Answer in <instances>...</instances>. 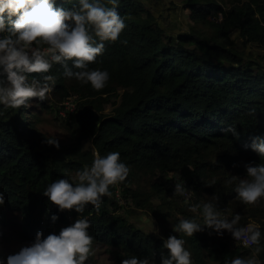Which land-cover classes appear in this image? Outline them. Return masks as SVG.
Segmentation results:
<instances>
[{
    "label": "trees",
    "instance_id": "obj_1",
    "mask_svg": "<svg viewBox=\"0 0 264 264\" xmlns=\"http://www.w3.org/2000/svg\"><path fill=\"white\" fill-rule=\"evenodd\" d=\"M146 1L118 0L117 12L126 27L118 40L105 41L103 53L89 64V69L109 73L103 89L96 91L90 84L65 77L59 64H53L48 73L56 77L53 87L64 88L70 80L64 94L77 96L75 110L67 118L80 131L75 141L58 142L57 148L48 143L55 138L45 136L32 121H22L23 106L13 109L0 105V193L4 195L0 219L6 221L7 212L16 213L23 234L32 241L38 231L44 237L58 235L76 219L87 218L93 244L115 249L120 264L133 255L160 264L161 252L167 254L162 237L144 233L116 213L112 197L115 186H110V196L102 197L99 210L89 204L83 213L60 212L43 195L56 179L78 182L72 173L90 167L97 152L101 156L120 153L121 162L130 169L126 180L119 183L124 192L136 172H175L193 185L195 199L206 192L224 203L237 197L239 180L247 178L245 165L264 163V158L250 147L253 137H264V67L255 61L243 62L229 38L232 31L238 30L244 43L264 44V0H228V5L217 0H183L192 21L207 23L214 29L210 39L195 32L168 34ZM51 2L57 9L78 7V0ZM100 3L112 7L108 0ZM4 15L6 26H10ZM33 77L40 78L29 74V80ZM113 94H118V101L112 112L101 113ZM230 125L236 127L239 138L224 131ZM92 127L95 130L91 135ZM87 136L91 149L82 151L80 143ZM211 198L218 210H226ZM259 210H263L256 219L261 237L255 246L264 259V207ZM53 215L58 216L55 222L51 220ZM246 221L241 217L239 226ZM223 232L232 238L226 230ZM203 236L200 233L187 238L195 264H206L200 253ZM240 249L251 250L222 244L220 264H226Z\"/></svg>",
    "mask_w": 264,
    "mask_h": 264
},
{
    "label": "clouds",
    "instance_id": "obj_2",
    "mask_svg": "<svg viewBox=\"0 0 264 264\" xmlns=\"http://www.w3.org/2000/svg\"><path fill=\"white\" fill-rule=\"evenodd\" d=\"M108 2L112 7L103 6L100 0H78V7L65 10L55 8L51 0H0V33H6L0 36V76L6 77L0 79V105L18 109L32 98L45 100L56 83V77L48 74L53 64L63 67L65 77L74 78L82 85L90 84L96 91L103 89L110 78L109 73L89 69V64L103 53L104 42L118 40L126 27L117 12L118 0ZM5 13L10 26H6ZM29 74H38L40 78L29 80ZM224 131L239 138L234 125ZM48 143L59 148L57 140ZM250 147L264 158V137H253ZM245 167L247 178L239 180L235 192L243 204L255 205L264 198V163ZM129 171V167L121 162L119 152L105 156L97 152L91 166L76 173L78 182L73 184L65 178L56 179L43 195L60 212L74 210L83 213L89 204L99 210L102 197L112 194L110 186L124 182ZM174 195L185 197L187 202L190 190L183 181L176 182ZM213 199L218 200V197ZM3 204L4 195L0 193V205ZM198 209H202L199 212L202 223L196 219H181L173 231L191 237L205 228L213 229L219 236L226 230L236 243L244 247L260 244L259 226L252 223L239 226V214L229 220L211 202L190 207L194 213ZM57 219L56 215L51 217L53 222ZM90 227L87 218H78L62 228L58 235L52 233L44 237L43 232L38 231L35 241L9 255L6 264H85L94 239L88 232ZM162 239V248L167 254L161 252L160 264H192L191 253L184 247L185 240L176 235ZM0 264H4L3 259ZM121 264H150V261L133 255L122 259ZM226 264H260V261L254 256L236 257Z\"/></svg>",
    "mask_w": 264,
    "mask_h": 264
},
{
    "label": "rangeland",
    "instance_id": "obj_3",
    "mask_svg": "<svg viewBox=\"0 0 264 264\" xmlns=\"http://www.w3.org/2000/svg\"><path fill=\"white\" fill-rule=\"evenodd\" d=\"M182 1L147 0L146 6L167 30L168 34L172 35L175 31H185L195 32L206 39L214 37V29L208 26L207 23L195 22L190 19L189 11L183 8ZM217 1L223 5L229 4L228 0ZM170 16H174V20L170 19ZM172 24L176 25L175 30H172ZM229 38L234 41L233 47L241 53L243 62L255 61L264 67V44L255 42L244 43V39L239 36L238 30L232 31L229 34ZM252 67L256 68L257 65L254 64ZM64 85L67 90V87L69 88L71 85V81L66 80ZM64 88L52 87L45 100L40 101L38 98H33L22 109L24 113L22 121L24 123L26 120L32 121L36 129L45 136L55 138L60 144L75 141L74 138L80 134L79 129L70 123L71 120L67 119L69 118L68 113L63 110L62 102L67 97L64 94ZM118 94L110 96L108 101L103 104L101 113L110 114L112 112L114 102L118 101ZM94 130L95 127L89 130L91 135ZM80 147L82 151L91 149L90 137L83 138ZM234 174L236 175L237 173L234 172ZM72 175L76 176V173H72ZM131 176L127 192H124L120 184L114 187L112 197L117 204L116 213L144 233H152L164 239L169 235H176L177 238L185 240L184 247L191 253L192 264H195L193 261L194 250L187 242L188 236L174 232L173 229L181 219H189L193 215H195L194 219L202 223V217L199 216L200 209L194 213L190 211V207L210 202L209 198L211 196L206 192H201L200 197L195 199L193 185L183 175L175 172L165 174L159 172H136ZM181 181L192 193V197L187 202H185V197L174 195L175 184ZM117 189H120V191H117ZM215 201L226 207L225 211L219 209L222 216L232 219L236 214H239L240 217L246 218L247 221L243 226L249 223L257 225L256 219L260 215L259 212L263 211H257V209L264 207V198H261L255 205H245L238 197L230 198L227 203H224L223 199ZM7 217L6 221L0 219V259L4 260V264H6L9 255L18 253L21 248L30 246L34 242L23 234L19 224L20 218L16 213L7 212ZM41 223H44V221ZM200 233L204 234L200 246L201 259L206 264H220L219 257L221 254H219V248L222 244L225 243L231 249L239 246L233 243L228 245L227 241L230 238L225 236L224 232V235L219 236L215 231L205 228L201 232L194 233L193 237H198ZM224 240L225 242L223 243ZM250 249L248 251L240 249L241 254L239 253L233 258H251L254 256L260 261V264L264 263V259L259 257V251L256 246L254 245ZM115 252V249H110L103 244H93L89 259L85 264H120L115 259Z\"/></svg>",
    "mask_w": 264,
    "mask_h": 264
},
{
    "label": "built area",
    "instance_id": "obj_4",
    "mask_svg": "<svg viewBox=\"0 0 264 264\" xmlns=\"http://www.w3.org/2000/svg\"><path fill=\"white\" fill-rule=\"evenodd\" d=\"M76 103H77V96L76 95L72 94V95L66 97V99L62 102L63 110L66 111L68 114L73 113L75 110ZM117 191H120V189H117ZM191 197H192V193L190 192V198ZM68 218H69V220H71L70 215H68ZM245 226H247V225H245ZM210 230L214 231L213 229H210ZM224 242H225V240L223 241V243ZM232 243L244 247L242 244L236 243L233 238H230V240L227 241V244L229 245ZM251 247H245V248H251ZM262 264H264V263H262Z\"/></svg>",
    "mask_w": 264,
    "mask_h": 264
},
{
    "label": "crops",
    "instance_id": "obj_5",
    "mask_svg": "<svg viewBox=\"0 0 264 264\" xmlns=\"http://www.w3.org/2000/svg\"><path fill=\"white\" fill-rule=\"evenodd\" d=\"M170 19H172V20H174V16H170ZM175 30L176 29V25H173L172 24V30ZM176 32H179V31H175L174 33H176Z\"/></svg>",
    "mask_w": 264,
    "mask_h": 264
}]
</instances>
